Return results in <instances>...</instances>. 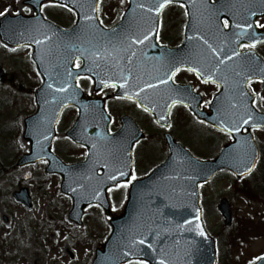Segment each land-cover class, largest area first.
Segmentation results:
<instances>
[{
	"label": "water",
	"instance_id": "95a60500",
	"mask_svg": "<svg viewBox=\"0 0 264 264\" xmlns=\"http://www.w3.org/2000/svg\"><path fill=\"white\" fill-rule=\"evenodd\" d=\"M47 1H27L33 6L35 15H6L0 21L2 40L10 45H31L33 58L43 76V83L36 91L37 110L25 121L24 135L32 143V152L23 156L18 165L47 159L49 161L47 171L62 176V190L74 199L72 218L80 222L85 207L95 202L101 204L109 214L107 190L116 182L108 180L107 176L113 174L117 168L131 173L133 163L128 166L127 157L131 156L133 161L132 144L135 139H132L134 132L132 126L136 127V125L130 118L132 126L130 123L124 124L120 131L110 134V118L102 99L86 97L80 87L76 88L75 80L69 81L73 87L65 93L55 92L47 85L54 83L56 87H59L60 80L66 77H57L56 73H64L65 68L80 77L92 76L93 81L97 80V74L100 79H104L109 76L115 78L122 70L126 73L129 68L126 61L117 60L118 56L124 55L120 51L125 46L121 44V40L128 32L139 35L153 27V24H159L162 12H148L147 8L140 9L137 5L139 3L152 5L161 3L163 0H129L121 21L110 28L100 23L98 12L95 13L98 19L92 21L91 26L86 27L89 22L83 19V13L92 15L88 5L96 3L97 0H60V3L68 4L77 14V21L70 29L62 28L44 18L40 4ZM174 2L185 4L188 10L185 37L194 36L199 32L209 39L213 46L220 45L221 40L216 38L213 42L212 34L215 28L211 3H215L216 8L219 9L221 23L224 18H229L232 23L234 21L239 23L241 17L247 15L245 8L242 7L244 0H216L215 2L174 0ZM81 4L84 5L83 9L78 7ZM255 10L259 12V8ZM96 25L103 29L102 33L96 31ZM156 32L158 33V28ZM45 36L50 39L45 40ZM34 39H40L42 43L36 45L33 43ZM152 44L156 46H134L137 49V57L132 66L133 83L138 78L140 87H143L144 81L155 84L157 77L165 78L163 73L166 71V60L160 59L162 55L168 57L171 53L188 57L191 54L188 64L198 67L199 64L195 62L198 59L197 53L206 50V46L198 40L185 39L179 48L161 45L157 41L156 33L153 34ZM71 45L80 48L83 54ZM84 49L87 51H83ZM97 51H101V56L96 55ZM102 56L105 58H101ZM77 57L81 63L79 68L75 67ZM88 69H91V72ZM257 69L256 67L254 72ZM227 74L229 76L227 87L223 84L220 73L215 74L218 78L217 82L221 84V90L214 98L211 115L199 110L198 103L191 102L190 94L183 92L181 87L174 86L173 81H169L167 85H158L155 89H146L141 94L142 97H146L142 99V102L146 107L154 109L152 112L158 120L161 115H164L167 117V123L170 124V110L167 105L174 99H183L185 103L192 106L201 119L219 128L218 121L215 119L218 109L229 116L235 112L234 119H239L240 114L244 112L242 107L233 109L231 106L235 99L232 96L231 72ZM2 76L3 70L0 69V80ZM206 76L207 73L205 78ZM243 87L248 91L247 84ZM94 90H101L98 83H94ZM132 90L128 89L129 92ZM125 91L124 88H117L116 94L123 96ZM186 94L187 98H184ZM251 97L250 94L247 103L252 109L254 119L259 122L261 114L264 113L254 108ZM224 102L228 104L226 109H223ZM69 105L78 108L79 116L67 135L76 143L86 145L89 150L87 160L75 165L65 164L51 152L56 136V124L63 109ZM160 123L165 125L163 120ZM252 128L251 125H244L240 132L232 133L233 142L211 160L195 158L182 144L175 142L173 137L167 134L169 157L148 176L131 183L124 212L111 219V234L103 249L97 251L93 264H122L135 258L145 259L150 264H161L162 259L168 261V264H216L215 240L204 225L199 186L223 169L232 171L238 178L252 171L251 165L253 162L256 165L259 157ZM93 144L96 145L95 148L92 147ZM105 163H108L110 167H104ZM247 168H251V171H246ZM99 170H102V173H99ZM130 176L118 177V180L119 182L129 181ZM97 192H99L98 199L94 198ZM16 197L31 207V199L26 189L16 193ZM219 208L226 217L227 224H230L232 213L228 201L223 199ZM197 209H199L198 212ZM195 215H199L200 220L193 221V226L196 223L202 224L207 233L206 237L202 238L196 232L187 230L188 225H185L184 221L192 220ZM140 239H145L146 243L139 244ZM132 240L137 241L136 245L131 244ZM149 243L152 245L151 248L148 247ZM127 252L133 254L126 256Z\"/></svg>",
	"mask_w": 264,
	"mask_h": 264
},
{
	"label": "rangeland",
	"instance_id": "374dc122",
	"mask_svg": "<svg viewBox=\"0 0 264 264\" xmlns=\"http://www.w3.org/2000/svg\"><path fill=\"white\" fill-rule=\"evenodd\" d=\"M24 1L0 0V13H32L33 10L31 12L25 10L32 7ZM104 3L101 17L108 25H112L122 15L127 0H105ZM46 9L45 15L55 22L61 23V19L67 16L64 9L57 10L53 7ZM185 14L186 10L183 6L168 7L162 23L164 24L162 35L168 39H175V36L179 34L178 30L184 25L182 16ZM0 67L5 70L7 77L6 82H0V159L10 165L12 159L7 156L9 151L17 150L23 154L30 151V145L28 141L20 137L18 142L13 139L8 150L4 149L7 141L2 134L7 136V132L4 131L7 123L18 124L21 127L23 119L34 112V91L38 86L35 85L38 72L31 58L30 47L7 48L1 40ZM182 76L187 77L184 74ZM187 78L193 81L200 91H211L196 78ZM10 80L22 83L23 88L18 89L12 86ZM81 85L87 92L91 91L90 81L81 83ZM205 98L206 101L210 100L208 96ZM131 110L134 108L126 105L117 106L118 113H129ZM76 115L75 109L66 111L60 124L61 131L55 146V151L62 154L63 158L68 161L84 155L81 149L75 150L72 145H69L61 129V125L67 128ZM136 115L141 117L138 113ZM190 120L191 117L184 109L177 108L174 113L172 133L197 156L204 158L212 156L207 153L213 152L216 146L220 147L224 140L221 136L204 128L193 132L187 125ZM148 130L149 132L154 131L152 128ZM256 136L264 150V130L256 131ZM150 138L154 139L153 134ZM145 143L151 145L155 158L148 160L149 162L145 165L143 163L145 162L144 152L138 150L137 160L140 174L149 172L166 158V144L163 136H159L156 141L148 139ZM145 152L150 153L151 148L147 146ZM159 154L162 157H159ZM261 167H264V161L260 163V167L254 172L252 178L261 173ZM44 169L45 162L40 161L28 166L16 167L13 173H0V264H91L95 250L100 247V243L106 240L108 221L101 210L92 208L86 212L82 226L73 224L75 226L73 229L68 228L69 230L65 233L59 231L61 227L56 226L58 218L64 214V220H67L66 211L70 208L71 201L59 191L60 178L56 175H48ZM20 179L25 181L33 179L35 183L42 181V185L39 186L32 185L31 182L26 183L33 198L31 210L14 198V192L24 186L20 185ZM241 185L243 183L237 182L230 173H225L202 187L206 224L212 235L218 241L220 237L222 245L224 244L223 249H220V264H249V261L264 253V204L240 192L238 188L242 187ZM223 197H227L232 205L233 225L234 222L240 223L244 219L241 223L247 230L255 229L247 233L243 231L241 240L235 236L230 240L231 235L229 236L230 233L227 230L231 229H225L224 219L218 210L219 200ZM123 200V194L113 197L112 192L111 202L115 212L122 209ZM237 227L232 229V235L238 233ZM224 231L228 233L225 234L226 237H224ZM228 242H230L229 249L226 248ZM223 253L227 258L221 262ZM138 262L134 261L133 264H138Z\"/></svg>",
	"mask_w": 264,
	"mask_h": 264
},
{
	"label": "snow or ice",
	"instance_id": "6c2138e0",
	"mask_svg": "<svg viewBox=\"0 0 264 264\" xmlns=\"http://www.w3.org/2000/svg\"><path fill=\"white\" fill-rule=\"evenodd\" d=\"M173 2L174 0H163V2L161 3L152 5L139 3L137 7L140 9L147 8L148 12L160 13L167 5ZM49 6L62 7L68 11L74 10L73 8H70L68 4L60 3V0H48V4L46 5L41 3L40 9L41 11H43L45 7ZM210 6L213 9L212 20L215 28V32L212 34L213 42L216 38H220V45L213 46V43H210L209 39L205 38V36L201 35L199 32H197L194 36L185 37L186 40H198L202 42L204 46H206V50L197 53L198 59L195 62L199 64L198 67H192L190 64H188V59L191 58V54H189L188 57H181L170 53L168 57H164L163 55L160 57V59L166 60V71L163 73V76L165 78L162 79L160 77H157L155 84L144 81L143 87H140L138 78L137 81L133 83L132 66L134 65V60L137 57V49L134 46H156L152 44V37L154 33H156V35L158 36L156 29L159 28L160 25L153 24V27L140 33L139 35L128 32L124 36V39L121 40V44L125 46L122 47L120 51L123 52L124 55L118 56L117 60L126 61L127 65L129 66L126 73L122 70L118 76H115V78L113 76H109L104 79H100L99 74H97V80L93 81V83H98L100 85L101 91L108 88L126 89L124 95L118 97V99H128L130 101L134 100L137 105L143 109V111L149 112L154 111V109H150L144 105L142 99H146V97H142L141 94L146 89H155L158 85H167L169 81H174L177 73H179L182 69H186L189 72H194L197 76L204 78V83L211 82L213 84H217L218 78L215 76V74L220 73V78L222 79L225 87L228 86L229 76L227 73L230 71L232 78V96L235 99V102L232 104V108L239 109L240 107H242L244 109V112L240 114L239 119H234L233 116H235V112L232 114V116H229L227 113L218 109L215 119L218 121L219 130L231 135L234 132H240L241 127L244 125H251L254 129L264 128V114H261L259 122L254 119L252 109L249 108L247 103L248 99L250 98V93L243 87V85L245 84L249 86L251 85L252 75H249V73L254 74V69L256 68L253 49L256 48L257 44L264 43V40L257 38V35L254 31L256 27L264 29V23H261L259 19H253L258 16H264V0H244L242 7L245 8L247 15L241 17V22L234 24L235 30H233V23L230 22L229 18H224L222 23L220 22L219 9L216 8L215 3H211ZM78 7L80 9H83L84 5L81 4ZM88 8L93 14L89 15L87 12L83 13V19L89 22V25H87L86 27L91 26V22L98 19L95 13L100 10L99 0H97L96 3L89 4ZM257 8H259V12L255 10ZM25 10L31 12L33 9L28 7ZM4 14L5 13H0V16H3ZM100 23H102V21H100ZM95 27L97 32H103V29H100L98 25H96ZM225 29H228L229 31H224ZM261 35L264 36V33H261ZM44 39L49 40L50 37L45 36ZM33 43L39 45L42 43V41L40 39H34ZM5 47H7V45H5ZM71 47L83 54L81 49L76 48L75 45H71ZM241 49H247V54L241 51ZM83 51H87V49H84ZM96 55L101 56V51H97ZM101 58L105 57L102 56ZM78 60L79 57H77V61ZM69 63H71V61H69ZM80 66L81 65L79 62L75 64V67L77 68H79ZM88 71L91 72V69H88ZM206 73L207 76L205 78ZM56 76H63L66 78L60 80L59 87H56L54 83H49L47 87L50 89H54L55 92L60 93H65L73 87V84L69 81H79L81 79L79 75H74L73 72L67 68H65L64 73L57 72ZM86 79L92 81V76H88L86 77ZM259 79L264 82V76H260ZM75 86L77 89L80 87L79 83H77ZM130 88L133 89L131 92L128 91V89ZM185 92L190 94V91L187 89L185 90ZM251 99L253 104H257V106H259L254 96H252ZM261 99L264 100V97H261ZM195 100L196 97L192 96V101L195 102ZM177 104H183L185 107H187V104H185L183 99H174L172 100L171 104L167 105V107L170 110ZM161 120L165 121V126L169 128L171 127V124L167 123L166 116L161 115L159 120H157L156 122L160 123ZM201 123H204V121H201ZM135 143L139 144V140H136ZM92 147L95 148L96 145L93 144ZM127 160L128 166H131V164L133 163L131 156H128ZM97 163H99V161H97ZM104 167L108 168L110 167V165L108 163H105ZM254 167L255 163L253 162L251 168ZM251 168H247L246 171H251ZM129 175H131V173L117 168L113 174H109L107 176V179L116 182L114 187H127L128 183H131V181H127L123 185H121L118 177L123 178ZM135 179L136 177L132 175V180ZM73 191H75V189H73ZM94 198H99V192L96 193ZM198 211L199 209H197V212ZM199 220L200 216L195 215L193 216L192 220H185L184 224L188 225V231L196 232L200 237L203 238L207 236L203 225L200 223H196L195 226H193V221L198 222ZM136 243V240L131 241L132 245H136ZM145 243V239L139 240V244ZM148 247L151 248L152 245L149 243ZM132 254V252L125 253L126 256H131ZM126 264H133V261L129 259L127 260ZM138 264H148V262L146 260H139ZM161 264H168V261L162 259ZM249 264H264V254L256 256L253 260L249 261Z\"/></svg>",
	"mask_w": 264,
	"mask_h": 264
},
{
	"label": "flooded vegetation",
	"instance_id": "af4514ba",
	"mask_svg": "<svg viewBox=\"0 0 264 264\" xmlns=\"http://www.w3.org/2000/svg\"><path fill=\"white\" fill-rule=\"evenodd\" d=\"M259 20H260V22L261 23H264V16L263 17H260L259 18ZM243 50H245V49H243ZM256 50H257V52L264 58V43H261L260 45H258L257 47H256ZM183 73H186V74H188L189 76L191 75V76H193L194 77V75H192V74H189L188 72H183V70L181 71V72H179V74H178V77H179V75H180V77L182 78L183 76H182V74ZM183 80H188V78H182ZM251 85H253L254 87H258V86H261V88L258 90V92H257V95H256V98L258 97V100H261L260 99V97L259 96H264V88H263V85H262V83H261V81H252L251 82ZM120 99H118V98H115V97H111L110 98V107H109V109H110V113H111V116H112V124H111V129L113 130V131H115V130H117L119 127H120V119H121V116L124 114V113H118L117 112V106H120L119 104L121 103V102H117V101H119ZM125 100V101H124ZM121 101H123V102H126L127 101V103H130L131 101H129V100H127V99H121ZM262 101V100H261ZM263 102V101H262ZM131 106L133 107V105L131 104ZM262 107L264 108V104L262 105ZM139 111H141V112H143V113H146L145 111H143L141 108H137ZM138 111V112H139ZM132 115H134L135 117H136V115H135V113L133 112V111H131L130 112ZM146 115V114H145ZM137 118V117H136ZM147 132V131H146ZM145 142V141H144ZM143 142V143H144ZM142 142H139V144H137L136 145V147H139V145L141 144Z\"/></svg>",
	"mask_w": 264,
	"mask_h": 264
},
{
	"label": "trees",
	"instance_id": "16d2710c",
	"mask_svg": "<svg viewBox=\"0 0 264 264\" xmlns=\"http://www.w3.org/2000/svg\"><path fill=\"white\" fill-rule=\"evenodd\" d=\"M104 0H102V2H103ZM7 127H8V125H7ZM263 161V160H262ZM4 162H2L1 160H0V164L2 165V168H0V169H4L5 168V166H4V164H3ZM260 166V165H259ZM261 169H262V167H261ZM259 179H260V181H258V183L256 182V184H253V186H255V187H253V188H255L256 190H260V189H262V191H264V171L261 173V174H259ZM248 185H249V187L250 186H252V184L251 183H247ZM258 185V186H257ZM257 187H258V189H257ZM109 231H107V233H108Z\"/></svg>",
	"mask_w": 264,
	"mask_h": 264
}]
</instances>
